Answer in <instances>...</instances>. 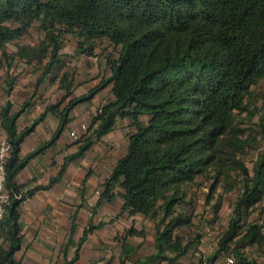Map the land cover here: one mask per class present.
<instances>
[{
    "label": "trees",
    "instance_id": "obj_1",
    "mask_svg": "<svg viewBox=\"0 0 264 264\" xmlns=\"http://www.w3.org/2000/svg\"><path fill=\"white\" fill-rule=\"evenodd\" d=\"M36 22L45 30V40L39 46H20L15 54L27 62H43L50 52L38 83L61 61L68 34L77 38L79 54L95 55L98 38H107L120 51L108 59L109 75L87 93L71 97L73 78L65 75L67 105L48 106L21 130L18 120L30 100L13 111V82L8 83L0 107V125L13 145L7 188L23 196L13 198L1 222L0 264H22L16 257L24 241L21 204L58 182L67 161L48 184L31 189L18 182V174L57 142L76 106L92 102L109 85L113 98L98 109L86 135L76 141L78 151L68 159L83 156L119 118L133 120L136 130L128 134L127 152L102 183L96 205L121 196L122 213L155 220V251L134 264H180L183 256L199 252L200 236L178 232L189 223L178 206L192 203L186 199L187 186L200 175L213 178V193L224 184V191L239 189L240 194L218 248L208 256L200 252L198 264H218L224 253L233 254L234 264H260L244 247L256 246L264 256V225L250 221L258 209L264 213V149L250 169L244 156L254 145L253 136H246L237 116L248 110L252 87L264 80V0H0V52L7 56L8 43L26 35ZM48 113L60 120L54 135L21 157L25 138ZM142 115H150L147 123ZM259 124L264 143V121ZM75 216L67 245L78 227ZM98 227L88 224L75 257L64 264L79 259L81 245ZM126 234L145 236L146 231L131 226ZM129 256L122 252L120 264Z\"/></svg>",
    "mask_w": 264,
    "mask_h": 264
},
{
    "label": "rangeland",
    "instance_id": "obj_2",
    "mask_svg": "<svg viewBox=\"0 0 264 264\" xmlns=\"http://www.w3.org/2000/svg\"><path fill=\"white\" fill-rule=\"evenodd\" d=\"M45 35L46 32L40 22H36L26 35L14 42L8 43L6 46L7 56L0 52V105L6 102L7 95L5 90L9 82H13V90L11 92V99L14 102L13 111L19 110L26 100H30V104L26 108V111L29 112L21 118L19 127L28 122L32 123L35 116H37V111H45L50 105L58 104L59 109H63L67 105L68 99L65 100L66 82L65 84L62 82L65 75L68 74L69 78H73V93L71 97L87 93L103 77L109 75L108 59L118 57L120 51V47L112 44L107 38H98L95 55L79 54L77 52V38L68 34L63 39V47L60 52L61 61L57 62L49 75L44 76L43 80L38 83L50 58V52L43 62L36 60L27 62L19 59L15 53L20 46H39L45 40ZM87 46L90 45L87 44ZM49 51H51V48ZM111 89L112 85H109L98 93L92 102L76 106L72 112V115L75 117L70 121L71 128H78L80 124V112H97L103 104L110 100L112 97ZM246 103L248 110L239 113L237 121L241 127L246 129V136H253L254 145L249 147L244 156L247 165L252 169L259 152L264 149V143L259 132V123L264 121V80L252 87ZM93 117L94 114L91 115L90 121H92ZM149 118L150 115L141 116L144 123H147ZM131 126L133 125L124 124L125 137L128 136V129ZM133 130H136L135 126ZM3 131L0 125V132L4 133ZM61 135L62 138L70 139L68 129ZM109 143H115V145L111 146ZM108 148L111 150L112 155L110 156H107L99 148H93L89 152L88 160L86 161L89 163L88 166L91 170L95 169L106 174L105 172H109L115 160L124 153V143L108 142ZM99 156L106 161L100 163L97 159ZM212 183L213 178H210V175H200L194 183L187 186L188 195L186 199L192 203L178 206V212H182L189 220L188 225L179 229L178 232L184 236L193 238L200 236L201 238L199 252H191L183 256L180 264H198L201 259V253L206 255L214 253L218 248L220 238L228 229L230 219L234 214L235 203L239 197L240 190L234 189L226 192L224 191V184H221L213 193L211 190ZM101 188H103V185H101ZM99 190L101 192V189ZM119 200L120 198L117 197L114 202L110 203L105 209L106 214H104L108 218V222L110 221V224L106 227V233L110 238V242H107V246L110 249L109 252H111L110 264H120V244L124 237L127 236L120 222L124 218V213L119 209ZM260 210L258 209L253 213L250 221H258L264 225V213H261ZM1 234L2 231H0V242L4 239ZM244 250L249 256L256 258L260 264H264V256L258 247L247 244ZM229 257L234 256L232 253L222 254L218 259V264H234L228 260ZM84 258L87 259V252ZM93 261L95 263L91 261L90 264H97L96 260ZM108 261L109 259L99 262L100 264H108ZM80 264H86V261H81Z\"/></svg>",
    "mask_w": 264,
    "mask_h": 264
},
{
    "label": "crops",
    "instance_id": "obj_3",
    "mask_svg": "<svg viewBox=\"0 0 264 264\" xmlns=\"http://www.w3.org/2000/svg\"><path fill=\"white\" fill-rule=\"evenodd\" d=\"M108 72L110 73V69ZM28 112L25 111L22 114L18 123ZM43 112L37 111L35 119ZM92 114L95 115L96 111L80 112L78 128L72 129L69 122L62 132L64 134L68 129L70 139L62 138L60 135L53 146L48 148L45 153L34 157L17 176L18 182L26 185L25 190L39 184H48L67 161L66 171L58 182L49 189L36 191L32 197L21 204L24 241L22 249L17 252L16 257L22 260V264H64L67 260H71L76 255L78 243L86 225L91 221L99 227L81 245L80 257L74 264H80L84 260L86 264H90L91 261L94 262L93 260H96L97 264H100L99 261L101 260L107 261L109 259L108 264L111 262V252L107 246L110 238L106 233V227L110 221L108 222V218L104 215L106 214L105 209L110 203L104 202L97 206L100 196V192L97 191L102 190V183L110 175L121 156L115 160L109 172H105L106 174L95 169L91 170L86 160H88L89 152L93 148L101 149L107 156L112 155L110 148H108V142L124 143L123 155H125L128 149L129 136L125 137L124 124L133 125V120L119 118L115 129L94 143L83 156L68 159L71 154L78 151L80 146L76 143L77 139L72 136V132H76L80 137L84 135L87 131L83 129V126L89 127ZM59 124V118L48 113L46 118L35 127V130L25 138L20 153L21 157H25L39 145L50 140ZM29 125H31L30 122L19 128L21 130ZM133 128L134 125L128 129L130 133L135 131ZM3 132L5 134V131ZM109 144L115 145V143ZM97 159L100 163L106 161L101 159V156ZM118 198H120L119 209L121 211L124 200L121 196ZM123 213L124 218L120 222L125 231L131 226L146 231L145 236L127 235L120 244L119 259L123 252V256L130 255L125 264H134L136 260L155 251V220L140 213L133 216H130L128 211ZM74 215H76L78 224L77 232L73 237V242L67 245ZM86 252L87 259L84 258Z\"/></svg>",
    "mask_w": 264,
    "mask_h": 264
},
{
    "label": "built area",
    "instance_id": "obj_4",
    "mask_svg": "<svg viewBox=\"0 0 264 264\" xmlns=\"http://www.w3.org/2000/svg\"><path fill=\"white\" fill-rule=\"evenodd\" d=\"M87 128L88 127L86 125L83 126L85 131H87ZM72 136L75 139L80 138V135H78L76 132H72ZM12 152V143L9 141L6 134L0 132V226L13 198H22L23 196V193L12 194L7 188V163L12 156ZM97 192L99 193L100 191ZM228 260L230 262H234L233 257H229Z\"/></svg>",
    "mask_w": 264,
    "mask_h": 264
},
{
    "label": "clouds",
    "instance_id": "obj_5",
    "mask_svg": "<svg viewBox=\"0 0 264 264\" xmlns=\"http://www.w3.org/2000/svg\"><path fill=\"white\" fill-rule=\"evenodd\" d=\"M78 140V139H77Z\"/></svg>",
    "mask_w": 264,
    "mask_h": 264
}]
</instances>
